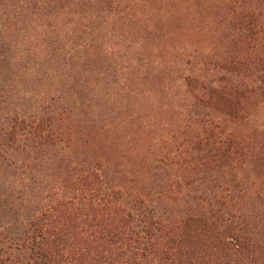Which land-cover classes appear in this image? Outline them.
<instances>
[{"label": "trees", "instance_id": "1", "mask_svg": "<svg viewBox=\"0 0 264 264\" xmlns=\"http://www.w3.org/2000/svg\"><path fill=\"white\" fill-rule=\"evenodd\" d=\"M0 264H264V0H0Z\"/></svg>", "mask_w": 264, "mask_h": 264}, {"label": "rangeland", "instance_id": "2", "mask_svg": "<svg viewBox=\"0 0 264 264\" xmlns=\"http://www.w3.org/2000/svg\"><path fill=\"white\" fill-rule=\"evenodd\" d=\"M183 16L185 18V28L183 30H185V32H183V36L185 38V35L186 34H191V37L190 39L191 40H198L200 41L201 43H210L211 42V39H210V32H208L207 30L205 29H201V26H197V23H195L193 20H192V17H193V14H187L186 12H183ZM172 19V18H171ZM174 20H171L170 22V26L167 24V22H163L164 25H165V28H169V29H172L170 28L171 27V23L173 24ZM162 113L159 115V119L160 120H164V122L166 123V125H169L170 124V129H171V126L172 124L174 123V116H172V113L176 111V108H170L168 109L167 111L166 110H160ZM155 113V112H154ZM122 120V118H121ZM132 121L133 122H137L135 119H128L126 124H125V128H128L130 127V125L132 124ZM159 122V121H158ZM159 127H162V126H159ZM161 131H159L157 134H151L149 137L154 139V140H157V135L161 134V133H166L165 132V128L164 129H161ZM111 133L110 134H106V136H100V141L102 140V142L106 145H108L110 142H111ZM147 138V136H146ZM121 146H123V144H121ZM115 149V147H114ZM134 158V157H132ZM122 162H120L121 164V167L127 171H130V170H135L137 171V167L135 166L134 164V160H128V159H121ZM140 186V185H139Z\"/></svg>", "mask_w": 264, "mask_h": 264}]
</instances>
